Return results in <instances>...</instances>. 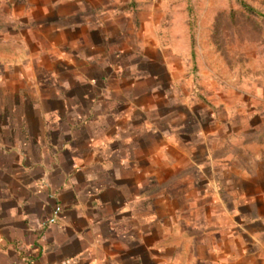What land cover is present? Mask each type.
Wrapping results in <instances>:
<instances>
[{
    "label": "crops",
    "instance_id": "crops-1",
    "mask_svg": "<svg viewBox=\"0 0 264 264\" xmlns=\"http://www.w3.org/2000/svg\"><path fill=\"white\" fill-rule=\"evenodd\" d=\"M49 2L0 42V264H264V81L195 91L151 0Z\"/></svg>",
    "mask_w": 264,
    "mask_h": 264
},
{
    "label": "rangeland",
    "instance_id": "rangeland-1",
    "mask_svg": "<svg viewBox=\"0 0 264 264\" xmlns=\"http://www.w3.org/2000/svg\"><path fill=\"white\" fill-rule=\"evenodd\" d=\"M28 4H25V2ZM49 3L41 8L42 2ZM50 0H0V37L23 20L57 7ZM155 1V2H154ZM163 17L162 30L184 36L179 47L193 49L195 91L201 72L214 80L264 81V0H151ZM25 4V5H23ZM170 17L174 18L171 22ZM26 20V21H25ZM5 36V37H4ZM19 51V50H18ZM0 49V59L10 61L20 52ZM4 77V76H3ZM2 77V78H3Z\"/></svg>",
    "mask_w": 264,
    "mask_h": 264
}]
</instances>
